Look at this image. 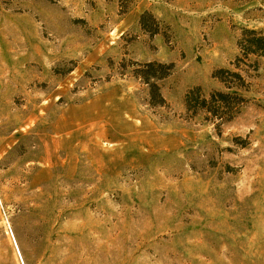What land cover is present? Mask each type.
Segmentation results:
<instances>
[{
    "label": "rangeland",
    "instance_id": "1",
    "mask_svg": "<svg viewBox=\"0 0 264 264\" xmlns=\"http://www.w3.org/2000/svg\"><path fill=\"white\" fill-rule=\"evenodd\" d=\"M244 28L264 0H0V264H264V57L221 130L184 102ZM123 59L175 64L169 108Z\"/></svg>",
    "mask_w": 264,
    "mask_h": 264
},
{
    "label": "trees",
    "instance_id": "2",
    "mask_svg": "<svg viewBox=\"0 0 264 264\" xmlns=\"http://www.w3.org/2000/svg\"><path fill=\"white\" fill-rule=\"evenodd\" d=\"M135 1L119 0L120 13L130 11ZM140 24L151 35L160 32V22L150 11L141 15ZM238 45L240 53L232 62V67L217 68L212 73V77L223 85L222 89L213 88L205 92L201 85H196L186 92L184 102L187 118L202 117L203 121L213 123L221 130L223 125L237 117L249 101L245 93L250 91L252 80L259 76L260 59L264 57V34L256 29L244 28ZM120 66L122 75L129 71L133 77L147 85L151 107H170L160 82L173 74V62L123 59Z\"/></svg>",
    "mask_w": 264,
    "mask_h": 264
}]
</instances>
